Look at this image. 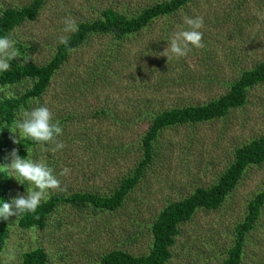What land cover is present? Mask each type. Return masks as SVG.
I'll list each match as a JSON object with an SVG mask.
<instances>
[{
    "label": "rangeland",
    "instance_id": "obj_1",
    "mask_svg": "<svg viewBox=\"0 0 264 264\" xmlns=\"http://www.w3.org/2000/svg\"><path fill=\"white\" fill-rule=\"evenodd\" d=\"M34 1L0 0V13L7 7L32 6ZM163 1L171 0H46L36 18L10 32L17 33L21 55L32 56L28 63L46 65L56 54L58 38L65 34L66 18L79 25L103 18L108 8L132 17ZM185 16L203 17L204 47L189 46L188 54L180 58L160 55L174 33L188 29ZM73 49L44 94L23 107L46 102L63 128L59 139L64 149L53 154L47 151L49 145H38L30 150V158L54 167L57 174L70 169L69 175L59 177L61 190H49L46 200L51 194L79 191L113 194L134 176L143 159L142 138L153 115L217 100L243 71L264 61V0H189L139 32L126 37L114 29L90 32ZM23 81L28 83L18 87ZM34 81L26 78L7 89L0 84V99L20 96ZM247 93L246 103L226 115L161 131L153 143L152 162L117 210L63 203L43 228L28 229L19 225L17 217H10L0 264H23V253L36 247L47 251L49 264H101L102 256L113 250L148 254L153 224L164 208L199 187L216 185L234 162L237 148L264 135V81ZM12 135L7 134L8 151L0 167L10 164L11 151L18 150ZM15 135L19 139V133ZM11 178L10 201L34 187L21 181L26 184L22 189ZM262 191L264 162L251 164L218 208H198L180 224L167 264H223L236 225ZM241 264H264V204L256 227L247 234Z\"/></svg>",
    "mask_w": 264,
    "mask_h": 264
},
{
    "label": "trees",
    "instance_id": "obj_2",
    "mask_svg": "<svg viewBox=\"0 0 264 264\" xmlns=\"http://www.w3.org/2000/svg\"><path fill=\"white\" fill-rule=\"evenodd\" d=\"M46 0H35L32 6L22 8L7 7L0 13V36L8 34L16 26L27 19L38 16ZM189 0H171L159 2L145 9L137 16L129 17L113 8L103 11V18L93 21H83L78 25V31L70 35L69 47L74 48L83 43L90 32L107 31L114 29L121 37L141 31L154 18L170 14L178 10ZM69 51L65 45L57 47L54 58L46 65L34 63L23 64L20 60L10 62L11 67L0 73V84L11 85L26 78H34L33 85L18 97L0 99V119L3 125L0 128V164L6 160L8 151V126L17 119L21 107H26L30 100L38 98L48 89L56 71L67 59ZM264 81V61L255 68L245 70L240 78L230 83V90L217 100L206 105H188L173 107L158 111L148 131L142 138L143 159L140 160L134 176L124 180L119 189L111 195H101L91 191H79L71 195L51 194L42 201L35 213H25L18 218L22 228H43L48 216L63 203H86L93 207L115 211L122 204L126 196L138 184L142 171L152 162L154 157V141L161 131L171 126L183 123H197L212 120L226 115L231 108L242 106L248 98L247 89ZM40 144L29 138H22L18 144V152L22 157L30 155V150ZM27 149L29 150L27 153ZM264 162V135L252 142L242 145L236 150V158L213 187L197 188L190 196L182 200L169 203L160 213L152 227V244L146 255H133L122 250H113L102 256L101 264H167L173 257L172 246L179 234L182 222L192 218L198 208L216 209L225 200L227 194L235 187L247 166ZM13 179L6 172L0 171V205L10 201V187ZM26 189V184L21 185ZM264 204V191L256 195L248 204V213L244 220L235 227L233 245L228 249V256L223 264H241L246 237L257 224L261 208ZM10 232L9 220L0 219V254L6 245ZM23 264H49L47 251L43 247H36L22 255Z\"/></svg>",
    "mask_w": 264,
    "mask_h": 264
},
{
    "label": "clouds",
    "instance_id": "obj_3",
    "mask_svg": "<svg viewBox=\"0 0 264 264\" xmlns=\"http://www.w3.org/2000/svg\"><path fill=\"white\" fill-rule=\"evenodd\" d=\"M184 23L188 26L187 30L178 31L173 34L168 47L162 56L170 58L169 53L177 58L184 57L190 51V47L203 48V28L204 19L202 16L184 17ZM63 28L64 35L58 38V42L66 46L67 51H74L69 47L70 34L78 31V25L75 20L66 18ZM17 33L15 30L4 36H0V72H6L11 67L10 62L22 59L23 64H27L29 60H33L30 54L22 56L16 47ZM27 81L21 82L18 87H22ZM7 85L5 88H11ZM10 95V93H6ZM8 129L13 134L10 138L13 143L19 144L22 138H29L37 144L49 145L47 151L55 154L66 147L65 143L59 139L63 135V128L59 121L55 119L53 112L47 106V103L40 104L31 109L21 107L17 114V119L12 122ZM19 133V139L16 138ZM27 149V153H28ZM11 163L0 167V171L8 173L21 184V181H27L33 185L32 189H27L26 195H19L12 198L11 201H4L0 205V219L7 221L10 217L17 219L25 213H35L42 201L46 200L49 190H61V180L59 177L69 175L70 169L62 168L57 174L56 169L44 162L33 160L32 158L22 157L17 149H13L10 153Z\"/></svg>",
    "mask_w": 264,
    "mask_h": 264
}]
</instances>
